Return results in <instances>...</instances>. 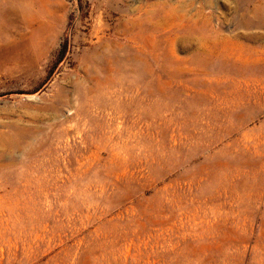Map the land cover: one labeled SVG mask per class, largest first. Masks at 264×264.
<instances>
[{
    "label": "rangeland",
    "instance_id": "374dc122",
    "mask_svg": "<svg viewBox=\"0 0 264 264\" xmlns=\"http://www.w3.org/2000/svg\"><path fill=\"white\" fill-rule=\"evenodd\" d=\"M18 3L0 264H264V0Z\"/></svg>",
    "mask_w": 264,
    "mask_h": 264
},
{
    "label": "bare ground",
    "instance_id": "6f19581e",
    "mask_svg": "<svg viewBox=\"0 0 264 264\" xmlns=\"http://www.w3.org/2000/svg\"><path fill=\"white\" fill-rule=\"evenodd\" d=\"M9 2H10V6H9V10L11 11V13H15V14H21V13H26V12H21L20 10H21V8H20V6H19V3H18V0H9ZM187 4V3H186ZM184 5V4H183ZM186 6V5H185ZM190 6V5H189ZM5 7H6V4H3V6H1V8H0V13H6L7 11H6V9H5ZM25 8V7H24ZM160 9V8H159ZM163 9V8H162ZM170 8H168V10H169ZM162 11V10H161ZM154 12V11H153ZM156 12V11H155ZM169 12V11H168ZM150 13H151V11H150ZM160 14V13H159ZM164 14V13H163ZM189 14V13H188ZM157 15V14H156ZM167 15V14H166ZM164 16H165V14H164ZM173 16V15H172ZM149 17V16H148ZM161 17V16H160ZM170 17V16H169ZM147 18V17H146ZM154 18V17H153ZM150 19V18H149ZM160 19V18H159ZM202 19V18H201ZM163 20H164V18H163ZM172 20V19H171ZM168 21V20H167ZM166 21V22H167ZM152 22V21H151ZM156 22V21H155ZM154 22V23H155ZM159 21H157L156 23H158ZM161 22V21H160ZM177 22V21H176ZM153 23V24H154ZM180 23V22H179ZM160 24V23H159ZM169 24H171V23H169ZM172 25V24H171ZM139 36H141V35H139ZM172 38V37H171ZM176 38V37H175ZM152 39V38H151ZM169 40V39H168ZM206 41V40H205ZM205 41H204V39L201 37V34H199L198 35V37H196V38H192V37H185V38H181L179 41H177V40H170L169 41V53L171 54V55H175V53H176V49H177V47L178 46H180L181 48H183V49H191V48H193V46H195V49H196V54H198V53H200L201 54V52L203 51V49L206 47L205 45H206V43H205ZM71 103V102H70Z\"/></svg>",
    "mask_w": 264,
    "mask_h": 264
}]
</instances>
